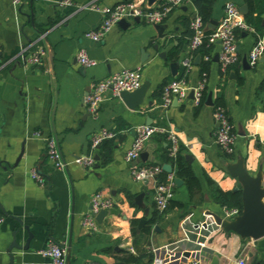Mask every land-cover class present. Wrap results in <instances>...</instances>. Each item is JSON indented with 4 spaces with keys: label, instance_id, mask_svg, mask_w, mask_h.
Here are the masks:
<instances>
[{
    "label": "crops",
    "instance_id": "obj_1",
    "mask_svg": "<svg viewBox=\"0 0 264 264\" xmlns=\"http://www.w3.org/2000/svg\"><path fill=\"white\" fill-rule=\"evenodd\" d=\"M64 1L22 0L17 4L0 0V215L5 216L0 224V264H51L41 253L50 241L66 248L70 264H115L125 250L149 252L153 259L163 258V264H189L199 256L206 264H238L240 257L245 264H264V236L242 238L226 232L207 213L226 218L227 209L213 199L208 178L224 191L240 187L238 179L228 173V164L242 160L250 174H262L264 180V55L255 64L249 61V54L264 36V14L262 32L253 26L237 30L240 59L224 71L216 59L219 42L209 44L211 49L204 55L195 53L187 43L193 14H198L193 1L173 10L164 21L168 25L164 38L159 37L155 25L127 19L129 26L116 24L101 42L86 36L104 18L101 11L83 7L92 0ZM121 1L98 3L114 6ZM143 2L155 8L165 0ZM230 2L239 8L248 4L246 0H216L211 15L216 27ZM248 8L249 14V4ZM248 14L241 13V19L246 21ZM216 27L207 25L211 31ZM182 41L185 46L175 53ZM156 43L159 51L154 49ZM81 49L96 64L82 66L77 59ZM33 53L42 54L39 64L28 62ZM188 61L189 67L185 65ZM174 62L179 63L175 72ZM138 67L148 88L137 108H129L120 96L108 91L97 112L83 120L89 112L84 97L94 82ZM183 71L191 87L207 74L206 96L197 105L191 91L186 98L161 106V96L156 93L163 94L165 85L180 79ZM210 93L212 104H208ZM215 103L225 106L236 134L231 155L215 140ZM150 118L152 124L177 135L183 156L200 180L201 193L191 199L185 182L175 184L172 201L185 206L164 212L150 233L138 230L134 236L132 219L151 218L157 209L154 181L135 180L133 164L126 161L136 128ZM102 130L116 135L92 150V138ZM50 136L59 142L65 170L54 168L47 157L46 139ZM167 150V136L155 134L146 142L144 155L133 163L163 167L168 163ZM89 154L95 158L91 168L77 162ZM187 155L193 157L191 162ZM34 168L45 178V185L32 178ZM172 173L175 175L174 167ZM97 192L111 199L114 206L102 223L90 229L84 220ZM141 193L144 205L150 208L147 216L136 203ZM26 226L32 233L28 248L8 251L14 241L26 245ZM198 241L205 242L203 249Z\"/></svg>",
    "mask_w": 264,
    "mask_h": 264
},
{
    "label": "built area",
    "instance_id": "obj_2",
    "mask_svg": "<svg viewBox=\"0 0 264 264\" xmlns=\"http://www.w3.org/2000/svg\"><path fill=\"white\" fill-rule=\"evenodd\" d=\"M19 4L22 0H13ZM70 4V1H64ZM192 0H165L159 7L150 8L144 5L143 0H124L114 6H100L98 0H92L87 3L84 8L89 10L101 11L104 15L101 25L89 32L86 36L94 42H101L104 37L118 24L122 19L130 20H144L151 25L163 24L170 14L178 7L191 3ZM193 36L191 39V46L197 48L200 46L204 39L207 37L209 44L219 42L221 50L219 52V61L224 71L228 70L231 66L235 65L240 57L237 49V35L238 29H252L251 26L241 19V12L239 5L235 2H230L225 8V14L219 25L210 35H207V26L202 18L196 13V16L191 22ZM42 53V52H41ZM41 53H33L29 55L28 62L30 64H39L42 60ZM264 55V36L261 37L249 54V61L255 64ZM210 57L207 56V59ZM79 63L84 67H91L96 64L85 49H81L77 55ZM187 67L190 66L189 61L185 63ZM207 74H203V78L196 87H191L185 77L175 79L168 82L162 94L161 106L167 107L174 99L182 100L193 91L195 102L199 105L204 99L206 91ZM142 73L141 67L130 69L125 68L121 71L110 75L104 79L94 82L88 94L84 97V102L88 107L89 112L96 113L100 104L104 101L105 94L112 91L114 96H120L122 91H134L141 87ZM213 115L215 121L218 123L215 140L220 146L222 151L231 155L234 153L236 144V134L234 133L229 114L223 104L215 103L213 105ZM155 134H163L167 136L169 142V152L173 158L177 157L180 149L179 139L175 133L162 125L143 124L136 128V136L129 150L126 153V161L133 164L131 166L132 177L137 181H154V200L157 209L160 212H165L168 209L170 201L174 197L175 188V175L171 173L165 182L158 180V175L163 171L160 165H141L134 164L140 158V154L146 142ZM115 133L109 130H102L96 133L91 142L92 150H96L100 144L110 138L115 137ZM46 153L49 161L53 167L59 170L66 169V162L64 161L63 154L57 138L50 136L46 139ZM77 162L82 166L91 168L95 163L93 154L84 155L77 159ZM32 178L38 181L41 185H45V178L37 171L32 170ZM114 206L111 199L103 197L102 192H97L93 195L91 200V208L89 213L85 216L84 223L90 229L97 227V215L102 209L110 210ZM241 214L238 208L226 209V218L233 219ZM5 220V216L0 215V224ZM201 249L205 247L204 241H198ZM133 251V250H132ZM41 253L50 259L51 264H69L66 248L50 241ZM164 260L160 257H155L152 264H163ZM238 264H245L244 258L237 260ZM88 264H98L91 262ZM189 264H206L203 256L193 260Z\"/></svg>",
    "mask_w": 264,
    "mask_h": 264
},
{
    "label": "water",
    "instance_id": "obj_3",
    "mask_svg": "<svg viewBox=\"0 0 264 264\" xmlns=\"http://www.w3.org/2000/svg\"><path fill=\"white\" fill-rule=\"evenodd\" d=\"M33 1V0H32ZM240 12L243 15L248 14L249 8L248 4H243L240 6ZM196 14H193V18ZM139 20V19H136ZM119 24L123 26H129L130 23L127 19H122ZM217 25L215 20H211L208 24L210 29H214ZM156 29L158 30L159 37L164 38L166 36V29L168 28L167 24H156ZM154 49L156 51L160 50V44L156 43L154 45ZM164 58L166 54H161ZM147 58V55H145ZM144 58V60H146ZM219 55L216 56L218 60ZM200 57H198V60ZM244 62H247V58H244ZM178 62H174L171 64L173 68V72H175L176 68L178 67ZM148 88V83H144L141 85L140 88L134 91H122L120 94V98L124 101V103L131 109L137 108L138 104L143 101L145 93ZM90 89L87 90L85 96L88 94ZM178 101V99H175ZM208 104H212V93L208 95ZM92 112H88L84 115L83 120L87 117L91 116ZM152 119L150 118L147 124H152ZM144 153L141 154L143 156ZM187 159L191 162L193 157L191 155H187ZM98 160V156L96 157ZM163 170L172 173L173 172V165L170 163H166L163 165ZM228 173L236 177L240 183V187L234 188L233 191H242V204L243 209L241 214L237 215L233 219L224 218L212 211H208L207 213L211 215L215 222L221 226L226 232H235L239 234L242 238H252V239H259L264 236V180L262 174L252 175L247 170L244 161L240 160L234 164H228L227 166ZM175 184L176 186L183 185L184 181L180 177H175ZM144 193H141L136 198V203L140 208L144 209V213L147 216L150 212V208L146 207L143 202ZM109 214V210L102 209L96 219L98 223H102L104 218ZM147 218H142L140 220L138 230H142L143 227L147 224ZM25 229L29 232V238L26 242L25 246L19 245L16 241H14L8 251H11L13 248H28L30 239L32 238V233L30 232L29 228L26 226ZM158 229V228H157ZM68 262L69 257H68ZM11 263H13V256L11 255Z\"/></svg>",
    "mask_w": 264,
    "mask_h": 264
},
{
    "label": "trees",
    "instance_id": "obj_4",
    "mask_svg": "<svg viewBox=\"0 0 264 264\" xmlns=\"http://www.w3.org/2000/svg\"><path fill=\"white\" fill-rule=\"evenodd\" d=\"M194 5L197 8L198 15L202 18L206 26L211 20V15L213 11L214 4L216 0H192ZM247 3L250 6V13L246 16V22L253 26L257 31L262 32V24H261V16L264 14V0H246ZM212 33L211 30L207 29L206 34L210 35ZM189 38H188V44H191V39L193 36V30L190 31ZM185 46V43L182 41L177 47V50H175V53L179 52V49L181 47ZM211 49V46H209V42L207 40V37L204 39V42L194 49V52H200L203 55L208 54ZM185 76V71H183L180 74V78ZM161 93V94H160ZM156 95L161 96L160 102H162V92L156 93ZM206 96V92L204 93V97ZM163 124V123H162ZM103 146V144H100L99 147ZM165 162L171 163L175 169V176L180 177L184 180L190 197L193 199L197 195L201 193V183L197 175L195 174L191 164L188 163L186 158L182 154V148L180 147L179 152L177 154L176 158H173L170 155L169 150H167V153L165 155ZM168 173L165 171H162L158 175V180L160 182H165L168 177ZM208 182L212 191V197L213 199L220 205L226 207L227 209H233L238 208L241 212L243 209L242 204V191H224L222 188H220L218 185L214 183V181L211 178H208ZM185 205L181 202H174L170 201L168 210L174 209V208H182ZM164 212H160L158 209L154 212L151 218H148L147 224L143 227L142 232L144 233H150L152 230V225L155 223L156 220H158ZM140 223V219L134 218L131 221V229L132 234L135 236L138 234V226ZM115 264H152L153 256L149 252L140 253V254H133L128 250H125L120 253V256L116 258Z\"/></svg>",
    "mask_w": 264,
    "mask_h": 264
}]
</instances>
